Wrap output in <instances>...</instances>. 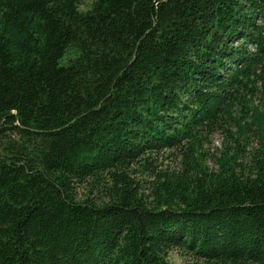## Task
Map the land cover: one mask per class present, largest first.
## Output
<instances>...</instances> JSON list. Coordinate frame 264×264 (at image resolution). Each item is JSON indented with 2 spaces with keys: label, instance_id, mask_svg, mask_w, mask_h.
<instances>
[{
  "label": "trees",
  "instance_id": "1",
  "mask_svg": "<svg viewBox=\"0 0 264 264\" xmlns=\"http://www.w3.org/2000/svg\"><path fill=\"white\" fill-rule=\"evenodd\" d=\"M172 249L264 264V0H0V264Z\"/></svg>",
  "mask_w": 264,
  "mask_h": 264
},
{
  "label": "rangeland",
  "instance_id": "2",
  "mask_svg": "<svg viewBox=\"0 0 264 264\" xmlns=\"http://www.w3.org/2000/svg\"><path fill=\"white\" fill-rule=\"evenodd\" d=\"M214 144L218 145L220 142V137L218 135H215L214 138ZM80 193V192H79ZM168 259L173 264H193V260H191V257L188 255H183L176 249H172L169 252Z\"/></svg>",
  "mask_w": 264,
  "mask_h": 264
}]
</instances>
